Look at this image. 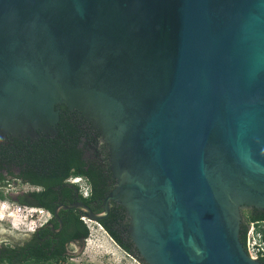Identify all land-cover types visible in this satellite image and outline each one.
<instances>
[{
	"label": "water",
	"instance_id": "obj_1",
	"mask_svg": "<svg viewBox=\"0 0 264 264\" xmlns=\"http://www.w3.org/2000/svg\"><path fill=\"white\" fill-rule=\"evenodd\" d=\"M96 129L144 264H264V0H0V137ZM57 217V215H56Z\"/></svg>",
	"mask_w": 264,
	"mask_h": 264
},
{
	"label": "trees",
	"instance_id": "obj_2",
	"mask_svg": "<svg viewBox=\"0 0 264 264\" xmlns=\"http://www.w3.org/2000/svg\"><path fill=\"white\" fill-rule=\"evenodd\" d=\"M61 109L65 115L63 113L59 115L57 137L41 136L33 141L15 137L6 141L0 140V187H4L7 181L14 178L30 185L40 186L39 192H29L17 203L22 206L41 208L51 214L58 206L56 203L58 193L54 188L61 190L64 195L59 202L69 204L72 201L71 196L77 186L66 181L72 175H84L92 183L91 196L89 198L79 196V200L85 205L93 208L91 201L102 198L106 192L100 187L101 182L104 181L102 173L104 168L101 165L91 164L87 171L84 170L87 162L84 159L83 148L78 145L80 131L68 123L71 117L67 115L64 107ZM100 149L102 152L105 151L104 146ZM104 154L106 152H103ZM13 168L19 169L18 175L13 172ZM2 198L4 196L0 192V199ZM93 211H100V208L95 207ZM58 217L62 221V229L58 234H53L47 229L37 234L35 232L30 234V238L24 241L3 242L0 246V264H48L63 260L66 257L67 244L77 241L80 245L88 238L89 231L83 221L85 216L81 212L76 209H61ZM110 218L109 222L101 220L98 224L121 249L128 253L129 245L124 244L113 230V224L120 223L122 216L114 212ZM250 222L249 219L245 223L247 229ZM58 228V222L54 221V229ZM261 231L264 240V230ZM53 244L54 247H52ZM49 252H51L50 257Z\"/></svg>",
	"mask_w": 264,
	"mask_h": 264
},
{
	"label": "flooded vegetation",
	"instance_id": "obj_3",
	"mask_svg": "<svg viewBox=\"0 0 264 264\" xmlns=\"http://www.w3.org/2000/svg\"><path fill=\"white\" fill-rule=\"evenodd\" d=\"M61 107H64L66 109L67 115L71 117V119H68V121H69L68 123L72 124L73 126H75L80 131L81 135L78 137V140H79L78 145L80 148H83L84 159L87 162V165L84 168V170L87 171L88 167H90L91 164L99 165V166L101 165L102 168H104V171L102 172L104 181L101 182L100 187L103 190H106V192L102 198H98V199L95 198L94 200L91 201V204L94 206L93 208L86 205L91 210V212H93L95 214H100L105 210V201H106L105 199L112 193L113 189L115 188V183H116V180L114 179L112 172L110 170L109 164H108V153L106 151L105 145L101 143L100 137H99L96 129H94L92 127L91 123L87 122L79 113H77L75 111L68 110V108L62 104H58L56 106V108H58L59 115L63 113ZM63 115H65V113H63ZM58 122H59V120H58ZM57 125H58V123H57ZM57 125H56V131H57ZM37 134H38V138L41 136H45L47 138H54V137H57L58 131H57V135L54 137H50L48 135L47 136L43 135V134H41L40 131H38ZM11 138H13V137L10 135H6L4 138L0 137V140L6 141V140H10ZM23 139H27V138H23ZM101 146H104V148H105V151H103V152H106V154H104V155L100 149ZM13 172L16 175H18L19 169L13 168ZM66 181L71 185L77 186L76 187L77 189L74 190L73 195L71 196L72 201H70L69 204H62L61 202H59L62 200V197L64 195L61 192V190H59L58 188H54L55 191L58 193L57 200H56V203H58V206L55 208V210L52 214L49 211H47L48 212V219L46 220V222L43 225H41L38 228V230L35 232L36 234L41 230L43 231V230H47V229L53 234H58L62 229V221L58 217V212H59V210H61L59 207L62 205L83 203L79 200V196H81L82 198H89L91 196V194H92V183L88 177H86L84 175H72V176L68 177V179ZM3 189L8 190L7 194L5 195L6 198L7 199L10 198V200L12 202L17 203V201L22 199L25 196V194H27L29 192H39L41 190V187L37 186V185H30L28 183L22 182L20 179L14 178V179H10L9 181H7L4 187H0V190L3 191ZM12 189H16V192H13ZM95 207H99L100 211H93ZM76 210H78V209H76ZM79 212H81V211H79ZM114 212L119 213L122 216L121 221H119L120 223H118V222H116L115 224L112 223L113 224V230L116 231L117 237L119 239H121L124 244L129 245L128 254L139 259L140 262L142 264H144L142 262V260L139 258L137 251L135 250V248L133 247V244L130 241V237L128 235V228H129L128 217H127L126 213L124 212L123 208L119 204H117L113 201H108V214L102 220H106L107 222H109L111 220V218H110L111 214ZM82 214L84 215V213H82ZM56 215H57V217H56ZM240 217H241V221L243 222L244 225L249 220V217L243 211L241 212ZM54 221L58 222V224H59V228L56 230L54 229ZM252 223H255L256 227L264 226L263 221L250 222V224H252ZM250 224H249V226H250ZM249 226H248V229H249ZM248 229H247V231H248ZM1 244H0V246H1ZM76 245H79V243L77 241L70 242L69 244H67L65 246V254L69 253V250L72 249L73 247H75ZM52 247H54V244ZM48 256L49 257L51 256V252L48 253Z\"/></svg>",
	"mask_w": 264,
	"mask_h": 264
},
{
	"label": "rangeland",
	"instance_id": "obj_4",
	"mask_svg": "<svg viewBox=\"0 0 264 264\" xmlns=\"http://www.w3.org/2000/svg\"><path fill=\"white\" fill-rule=\"evenodd\" d=\"M12 191L16 192V189ZM6 200L11 209L20 206L11 200ZM47 218L46 214L38 213L34 219L38 226ZM28 224V220L23 223L16 221L11 223V219L6 217V211L0 213V244L6 241L20 242L28 239L30 233L25 231ZM85 224L89 231L88 238L82 244L70 249L63 260L52 261L48 264H142L117 246L98 223L88 222L85 219Z\"/></svg>",
	"mask_w": 264,
	"mask_h": 264
},
{
	"label": "built area",
	"instance_id": "obj_5",
	"mask_svg": "<svg viewBox=\"0 0 264 264\" xmlns=\"http://www.w3.org/2000/svg\"><path fill=\"white\" fill-rule=\"evenodd\" d=\"M3 191V195L5 196L8 190L3 189ZM6 201V199H0V213L6 211V217L11 219V223L16 219V217L18 219L23 218L22 223L23 221L28 220L29 224L25 230L26 233L32 234L36 232L38 228L43 225L48 219H45L42 224H39L37 226L34 218L37 216L38 213L46 214L48 216V212L46 210L44 211L41 208L28 207L22 205L18 206L16 209H11ZM85 219L86 218H84L83 220L84 222ZM261 230H264V226L256 227V224L252 223L250 224L249 229L246 232V252L251 260H256L264 256V240Z\"/></svg>",
	"mask_w": 264,
	"mask_h": 264
},
{
	"label": "bare ground",
	"instance_id": "obj_6",
	"mask_svg": "<svg viewBox=\"0 0 264 264\" xmlns=\"http://www.w3.org/2000/svg\"><path fill=\"white\" fill-rule=\"evenodd\" d=\"M33 212H35V211H33ZM22 219H23V218H19V219H18V218L16 217V219H15L14 221H16V222H22ZM86 221L89 222L90 220L86 219Z\"/></svg>",
	"mask_w": 264,
	"mask_h": 264
},
{
	"label": "clouds",
	"instance_id": "obj_7",
	"mask_svg": "<svg viewBox=\"0 0 264 264\" xmlns=\"http://www.w3.org/2000/svg\"><path fill=\"white\" fill-rule=\"evenodd\" d=\"M3 196H4V195H3ZM4 198L7 199L6 196H4Z\"/></svg>",
	"mask_w": 264,
	"mask_h": 264
}]
</instances>
